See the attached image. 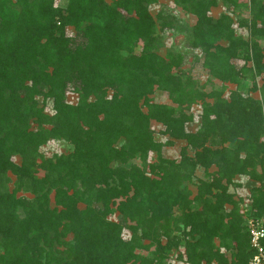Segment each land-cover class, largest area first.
I'll list each match as a JSON object with an SVG mask.
<instances>
[{"label": "trees", "instance_id": "16d2710c", "mask_svg": "<svg viewBox=\"0 0 264 264\" xmlns=\"http://www.w3.org/2000/svg\"><path fill=\"white\" fill-rule=\"evenodd\" d=\"M171 1L195 17L188 44L202 66L235 85L227 99L181 81L180 53L157 52V0H0V264L246 261L228 187L241 175L257 182L247 214L264 222V0L245 3L244 37L228 14L211 20L216 0ZM255 76L260 99L243 82ZM154 89L177 108L152 102ZM194 101L190 131L183 110ZM51 141L69 149L42 154ZM176 142L178 158L163 156Z\"/></svg>", "mask_w": 264, "mask_h": 264}, {"label": "rangeland", "instance_id": "374dc122", "mask_svg": "<svg viewBox=\"0 0 264 264\" xmlns=\"http://www.w3.org/2000/svg\"><path fill=\"white\" fill-rule=\"evenodd\" d=\"M55 4H60L61 0H54ZM110 1V0H105ZM217 5L214 7H210L208 11V16H210L211 20H215L219 17L220 14H228L231 17L232 24L236 34L241 35L242 37L246 36V31L242 27H237L235 23L238 18H248L247 8L244 6L247 0H236L239 4L237 9H233L230 5L223 4L221 0H216ZM148 11L152 16L156 13H160L162 16V20L164 23L161 24V21L156 19L155 17V26H154V34L157 39L158 48L157 52L161 55L165 53L166 50L171 52H178L182 55V63L179 68L173 69L172 72L179 76L181 81L189 84L195 90L200 91L202 93L209 92H220V97L227 99L230 91L235 89V85L228 82H222L216 79L211 72L202 66V53L198 48H192L188 44V39L190 38L189 28L194 24L195 17L187 14L182 11L180 6H176L172 3L171 0H157L156 3L148 6ZM71 29H67V33L70 32ZM217 43L224 44L223 41L219 40ZM263 43V42H262ZM140 48V42L135 47V52H138ZM230 63H233L235 66L240 65V61L236 59H231ZM245 83V87L248 90L246 94L250 95L252 98L260 99V95L257 90L252 89V82H254L257 86L260 84V76H255L253 80L245 79L243 80ZM243 95V94H242ZM151 101L155 103H165L174 106V104L170 102V99L167 97L166 93L157 89H154L152 94L150 95ZM205 102L212 103L214 101L213 98L204 97ZM66 100L69 103H74L76 101V95L71 93H66ZM184 107V106H182ZM144 110V107H142ZM200 110V101H194V103L190 104L189 108L183 110L185 113L193 116L192 122L188 125L187 129L193 131L197 129L199 125V117L198 112ZM264 115V112H263ZM151 128L154 131V137L157 140H163L164 137L160 133V126L157 123L150 122ZM180 143L176 142L172 146L163 147L161 149L162 155L169 158H178V148ZM69 149V146L62 141H51L49 144L43 146L41 148V152L44 155H49V153L57 151L62 152ZM191 151L188 152L191 155ZM151 155V154H150ZM137 161V160H135ZM212 168H210L211 170ZM209 170V171H210ZM41 173V172H39ZM202 170L201 168H197L195 170V174L193 177V181H196V178H202ZM235 182L240 183L238 188H234L231 184L228 187V191L232 194L233 198L237 201V205L239 208V212L241 214H247L253 212V208L251 207L250 202V188L253 185H258L257 182H253L247 176H237ZM264 183V182H263ZM192 191H194L193 186H189ZM239 198L241 200H239ZM125 235V234H124ZM144 253V251H141ZM228 257V252H225Z\"/></svg>", "mask_w": 264, "mask_h": 264}, {"label": "built area", "instance_id": "2783aa9c", "mask_svg": "<svg viewBox=\"0 0 264 264\" xmlns=\"http://www.w3.org/2000/svg\"><path fill=\"white\" fill-rule=\"evenodd\" d=\"M244 226L248 238V251L244 264H264V222L262 218L244 214Z\"/></svg>", "mask_w": 264, "mask_h": 264}]
</instances>
